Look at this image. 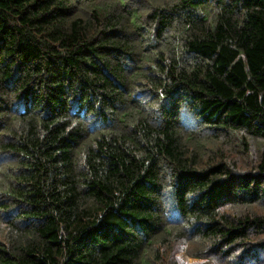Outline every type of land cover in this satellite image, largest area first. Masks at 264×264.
Returning a JSON list of instances; mask_svg holds the SVG:
<instances>
[{
	"label": "trees",
	"instance_id": "obj_1",
	"mask_svg": "<svg viewBox=\"0 0 264 264\" xmlns=\"http://www.w3.org/2000/svg\"><path fill=\"white\" fill-rule=\"evenodd\" d=\"M264 264V0H0V264Z\"/></svg>",
	"mask_w": 264,
	"mask_h": 264
},
{
	"label": "rangeland",
	"instance_id": "obj_2",
	"mask_svg": "<svg viewBox=\"0 0 264 264\" xmlns=\"http://www.w3.org/2000/svg\"><path fill=\"white\" fill-rule=\"evenodd\" d=\"M177 257H179V259L181 260L182 264H201L203 261L202 260H197V259H192L190 258L185 252L184 250H182L180 253H178L176 255ZM229 262H233V258L230 259V261L228 262H224L226 264H228Z\"/></svg>",
	"mask_w": 264,
	"mask_h": 264
}]
</instances>
